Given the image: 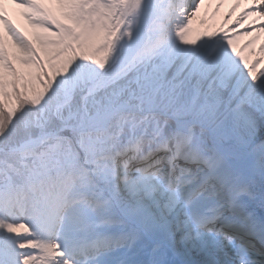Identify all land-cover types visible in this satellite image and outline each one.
<instances>
[{
  "label": "bare ground",
  "instance_id": "1",
  "mask_svg": "<svg viewBox=\"0 0 264 264\" xmlns=\"http://www.w3.org/2000/svg\"><path fill=\"white\" fill-rule=\"evenodd\" d=\"M88 1L55 0L57 3L55 12L60 17L66 16L69 11H72L76 2L83 5ZM164 1L144 0L146 6L155 7V19L144 22L146 26H149L147 36L150 40L144 41L142 37L138 36H134L132 40L124 39L121 44L123 51L118 52L115 47L116 38L112 40L116 35L117 28L115 24H110L121 12L123 0H113L112 3L110 0H104V6L100 11L111 4L106 11L101 12L103 16L97 23L87 21L84 17L79 19L81 28L70 29L67 44L61 46V57L54 64L75 66V72L80 77L86 73L95 79L98 78V84L91 92L100 99L104 98L101 101H108L109 103L112 101L111 107L121 106L123 98L133 94L135 89H147L149 87L148 95L154 96L157 106L172 114L168 116L173 117H191V114H194V109L185 104L184 100L196 82L202 81L205 87L208 85V81H217V85H214L210 94L206 95L194 117L197 118L199 114L208 117L225 113L226 120L221 129H227L225 136H228L229 142L242 148L247 154L227 151L228 156H230L228 161L231 162V165L222 176L226 175L227 177L229 175L233 184L240 179L244 185L249 186L253 192L252 200L264 214V144L254 139L258 131L264 137V82L262 85L252 84V87L249 86L244 95L241 90L242 81H245L243 70H234L237 64L247 62L251 65V69L257 72L256 82H261V79L264 80L262 74L264 70L260 71L258 66V62L264 60V43L261 42L264 32H257L256 23L248 19L245 25H242L243 28L238 26L240 19L245 16L237 18L232 27L222 24L223 19L230 22L234 17L236 18V15L230 7L225 5L214 9L218 0H192L193 2L181 0L182 6H186V12L177 23L179 32L173 35L171 39L168 38V34L164 35L163 41L158 45L157 29L161 24L158 7L164 5ZM1 4L2 2H0ZM87 9L91 10L90 8ZM19 11H23L25 15L19 14ZM3 12L11 15L21 25H25L29 20L25 17L28 12L26 0L15 1L14 6H7ZM247 13L249 12L244 14ZM253 15L254 13H252ZM33 16L35 19L39 17L38 14ZM254 19L257 17L253 18V21ZM183 20L184 25H182ZM85 26L95 28V32L92 34L85 33L84 39L90 43L79 45L77 39ZM214 26L224 28L222 32L224 39L222 42H216L210 46V39H205L203 35L209 34L208 31ZM104 27H106L105 30H103ZM237 28H239L238 33ZM205 31L206 33H204ZM154 38L155 43L152 41ZM138 42H142L141 48L136 51L135 45ZM154 44L155 54L150 55L147 52ZM238 74L242 75L240 82L235 80ZM215 94L222 96L215 100ZM251 94L254 95L251 96ZM238 95L242 96V100L248 104L247 109L245 108L246 111L241 110L243 102L236 101ZM92 103L98 105L100 101L93 100ZM191 123L202 127L197 122L192 121ZM155 124L161 130H171L165 120L156 119ZM172 125L174 128L176 123ZM189 136L195 138L198 144L200 143L201 140L198 136H194L193 133ZM195 159L199 158L196 157ZM135 187L140 188L136 194L140 197L141 213L145 220L151 219L155 225L161 228V231L171 229L173 224H179L175 222L177 218L176 213H174L178 212V209L173 210L175 207L182 206L180 198L171 197L162 189L155 190V193L152 192L151 195H144L148 187L142 189L140 184L135 185ZM246 192L249 191L240 190V193ZM222 202L225 204L224 201ZM221 211L227 213L224 208ZM231 215V219L235 221L244 219L242 213H232ZM165 224L169 228L166 227L165 229ZM185 226L186 224L175 227L174 233L168 235L170 239L167 241L164 240L165 237L156 234L160 244L158 250L165 252L161 258L170 254L171 247H175V251L179 254H185L192 248H197V250L204 248L205 244L199 243L197 237L185 238L182 231ZM193 229V227L190 228V230ZM205 247L209 251L216 249L214 245L211 249L209 246ZM211 253L226 264H230L222 251Z\"/></svg>",
  "mask_w": 264,
  "mask_h": 264
},
{
  "label": "rangeland",
  "instance_id": "2",
  "mask_svg": "<svg viewBox=\"0 0 264 264\" xmlns=\"http://www.w3.org/2000/svg\"><path fill=\"white\" fill-rule=\"evenodd\" d=\"M52 70H54L55 71V73L54 74H52L53 75V78H57L60 74H64V70H62V69H60V68H57V67H52ZM71 74V76L73 75V73L71 72V70L70 69H68V76ZM74 81H76V82H80V81H78L77 79H74ZM0 83H1V81H0ZM42 88H41V86L39 85V90H38V92H40V90H41ZM194 90H196V84L195 85H193L192 86V88H191V90H190V92L188 93V95L186 96V98H185V104H187L188 106H190L189 104H188V101H190L191 103H192V101H193V99L195 98V91ZM195 100V99H194ZM6 105H5V107H6V109L8 110V108H11V109H15V107H14V101H10V100H7L6 101Z\"/></svg>",
  "mask_w": 264,
  "mask_h": 264
}]
</instances>
